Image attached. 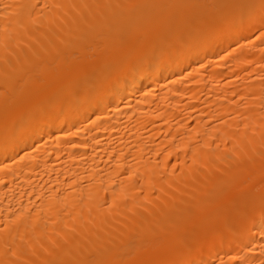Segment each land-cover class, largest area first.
I'll use <instances>...</instances> for the list:
<instances>
[{
    "label": "bare ground",
    "instance_id": "6f19581e",
    "mask_svg": "<svg viewBox=\"0 0 264 264\" xmlns=\"http://www.w3.org/2000/svg\"><path fill=\"white\" fill-rule=\"evenodd\" d=\"M0 264H264V0H0Z\"/></svg>",
    "mask_w": 264,
    "mask_h": 264
},
{
    "label": "rangeland",
    "instance_id": "374dc122",
    "mask_svg": "<svg viewBox=\"0 0 264 264\" xmlns=\"http://www.w3.org/2000/svg\"><path fill=\"white\" fill-rule=\"evenodd\" d=\"M91 51H92V49H91Z\"/></svg>",
    "mask_w": 264,
    "mask_h": 264
}]
</instances>
